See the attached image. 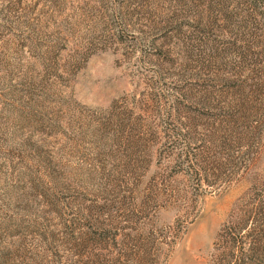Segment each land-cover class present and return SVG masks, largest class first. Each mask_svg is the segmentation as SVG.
<instances>
[{
    "label": "rangeland",
    "instance_id": "rangeland-1",
    "mask_svg": "<svg viewBox=\"0 0 264 264\" xmlns=\"http://www.w3.org/2000/svg\"><path fill=\"white\" fill-rule=\"evenodd\" d=\"M255 180L264 0H0V264H214Z\"/></svg>",
    "mask_w": 264,
    "mask_h": 264
},
{
    "label": "trees",
    "instance_id": "trees-1",
    "mask_svg": "<svg viewBox=\"0 0 264 264\" xmlns=\"http://www.w3.org/2000/svg\"><path fill=\"white\" fill-rule=\"evenodd\" d=\"M191 178L194 183L204 180L199 172ZM216 244L213 250L220 258L214 264L258 263L264 255V181H253L236 199L216 233Z\"/></svg>",
    "mask_w": 264,
    "mask_h": 264
}]
</instances>
